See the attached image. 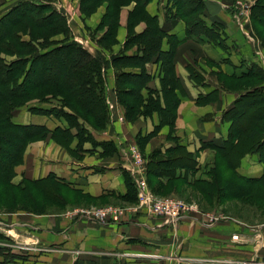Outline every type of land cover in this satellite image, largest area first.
I'll return each mask as SVG.
<instances>
[{
  "label": "trees",
  "instance_id": "obj_1",
  "mask_svg": "<svg viewBox=\"0 0 264 264\" xmlns=\"http://www.w3.org/2000/svg\"><path fill=\"white\" fill-rule=\"evenodd\" d=\"M150 1L94 0L86 15L94 12L99 4H107L106 13L96 29L102 30L103 33L99 39L94 40L96 46L105 50H110L116 43L121 8L135 2L128 18L124 50L135 47L136 51L132 55H125L121 51L119 55L110 54L109 58L98 51L92 53L89 48L72 38L64 15L47 2L36 4L33 1H20L0 17V145L4 142L12 147V152L4 149L8 150L10 155H2L0 158V171L3 174H11L15 166L21 163L25 144L36 135L32 133L34 131L32 126L15 125L11 120L15 110L26 106L33 99L45 102L43 101L45 99L49 101L57 98L62 106L71 111L57 112L55 115L62 118L67 127L57 126L47 133H51L53 141L74 155L71 152L73 149H70L73 138L78 141L74 149L76 153L83 142L91 141L93 146L97 145L84 124L96 129H105L109 123L104 88L107 71L110 68L114 70L117 101L124 106L128 121L135 120L141 112L140 107L143 104L141 92L144 89L149 91L148 83L152 77L146 71L147 64L159 65L163 77L161 80L163 94L168 95L177 90L184 92L185 98L188 97L186 88L175 74L174 50L180 42L175 35H170L172 26L176 20L182 21L185 24L187 38L214 43L220 42V27L206 28L202 20L204 3L201 0H168L167 4L171 8L165 13V22L160 25L158 16L149 15L147 12L146 7ZM88 2L91 0H81L82 5ZM260 19H264V0H257L250 9L251 24L254 21L264 27V21L260 23ZM142 20L147 24L146 29L142 33H135L134 27ZM255 30L253 29L254 32ZM255 34L258 35L256 32ZM57 36L62 37L55 39ZM165 39L170 47L168 51L163 52L161 46ZM261 46L264 50V41ZM59 57L63 58V65L57 66L53 76L51 78L41 76L49 69L47 62L50 61L48 64L52 65ZM189 74L191 81L200 86L202 80L200 81L198 74L193 70H190ZM236 80L248 81L250 84L238 90L239 94L235 101L222 113V118L231 123L228 137L223 140L203 141L200 150L212 149L217 152L207 173L211 178L207 179L206 183L207 188L212 184L214 188L212 190L216 191L217 198L220 195L227 201L237 199L257 203L264 197V179L260 182L246 179L243 184V180L240 179L237 183L238 176L234 172L238 161L246 154L258 153L264 164V76L262 70L255 64L250 67L241 65L232 82ZM213 101L210 95L199 94L195 102L200 106L204 102ZM91 103H95V106ZM241 106L244 108L242 111L239 110ZM253 106H257L253 113L245 112V109ZM165 111H159L160 124L172 129L176 115ZM246 114L250 115V122L247 121L251 123L249 132L239 127ZM79 120L85 123L82 124ZM150 136L142 138L141 143L146 144ZM245 136L252 141L248 151L241 148L248 146L247 143H242ZM107 145L111 147L112 144L107 142ZM2 150L0 148V151ZM233 151L240 154L236 163L230 161ZM196 154L188 152L179 143L166 149L164 153L153 152L149 157L151 163H148L147 167V174L153 173V181L156 183V188L152 186V189L159 195L170 185L172 187L184 185L195 188L205 195L207 190L198 188L200 185L203 186L202 181L200 179L191 181L195 169L198 168ZM224 171L233 175L234 179L229 177L220 181L218 175ZM123 177L127 191L118 197L125 199H130L133 195L135 197L134 180L127 172L123 173ZM44 182H50L57 188L63 186V182L56 180L54 176L34 183L42 189L41 183ZM231 182L233 187H228V183ZM244 184L248 185V189ZM230 190L231 194L226 195ZM3 257L0 264H7V258L15 262L18 255L5 253Z\"/></svg>",
  "mask_w": 264,
  "mask_h": 264
},
{
  "label": "crops",
  "instance_id": "obj_2",
  "mask_svg": "<svg viewBox=\"0 0 264 264\" xmlns=\"http://www.w3.org/2000/svg\"><path fill=\"white\" fill-rule=\"evenodd\" d=\"M201 1L204 3L202 20L205 25L208 27L219 26L220 30L224 31L223 33L219 30V43L201 42L194 38H187L185 24L179 20H176L172 31H170V35H175L180 42L174 50L175 74L184 84L188 94L186 99L181 100L178 108L175 123L176 135L181 140V146L185 147L188 152L202 151L199 152L200 157L197 159L199 165L205 164L208 160L206 159L208 156V152H205L206 149L200 150L202 140H223L228 137L231 123L222 118V113L232 105L239 93L228 89L225 82L234 85L247 82L237 80L232 82L234 74L241 65L250 67L255 64L262 70L264 76V52L262 55L258 51L260 47H258V39L254 38H257L255 32L252 30L248 36H252L258 46L249 47L245 44L252 41V38H249L247 33L244 35L238 29V26L241 28L240 23L244 22V26H246V21L249 20L248 13H238L241 20L234 9L235 4L251 6L257 0ZM164 2L167 0H151L146 7L149 15L158 16L160 25H163L166 17L159 10ZM132 8L133 5L121 10L120 27L117 33L119 45L114 48L115 52L125 40L128 13ZM98 11L97 15L91 17L95 22H99L104 7ZM144 28H146V24L141 23L137 26L136 31L141 32ZM83 39L89 45L87 38ZM91 46H89L90 49L93 48ZM96 47L94 46V48ZM169 47L167 39H165L161 50L166 52ZM191 67L201 73L209 87L196 86L191 81L189 77ZM153 69L157 74L156 67ZM109 80H112V76ZM216 83L218 84L216 87L221 89L217 104L205 107L196 106L194 100L198 95H206L216 88L214 87ZM21 118L22 116L16 115L14 121L19 124H27V121L49 123L44 117L30 116V114L23 122L18 121ZM153 121L154 125L158 124L157 115L154 116ZM153 121H138L133 125L114 123L113 130H106L107 132L103 133L105 138L99 140H115L120 148L121 144L125 147V141L132 140L138 132H150ZM54 126L52 123L48 128L53 129ZM160 130L158 136L165 139L169 127L164 126ZM34 146L32 150L36 148V158L25 157L24 177L26 178L40 180L54 176L60 182L65 180L71 183H63L61 188L64 190L78 192L80 195L96 200L102 196L115 198L124 195L127 191L124 177L120 171L121 169L132 173V163L123 160V156L128 155L126 152H123V156L121 155L119 159L115 157L101 159L97 157L99 151L97 149L93 154H86L83 160L74 161L53 142H39ZM151 146L153 144L146 147V154L151 152ZM84 148L90 149L91 146L87 144ZM158 148L164 147L160 146L154 149ZM166 149L164 148L163 151ZM235 171L240 177L247 180L260 182L264 179V164L258 153L243 156L238 161ZM20 178H22L21 173L18 175V179ZM240 179L237 183L240 182ZM192 213L194 214V212ZM61 217V214L45 216L52 220L45 222V225L39 228L48 235V238L42 240V243L48 247L52 246L53 250L40 254L34 264H254L253 262L256 261H264V223L248 225L231 218L232 221H224L206 228L199 227L196 223L193 224L189 221L191 218L186 217L177 227H167L166 229L163 228L164 226L159 227V223L150 221L145 214L138 215L132 220H126L121 225L110 224L108 226L100 225L97 222V224L94 223L95 225L88 223L70 225L62 221ZM191 224L194 227L190 226ZM19 226L21 225L17 224V227ZM242 226L247 230L242 231ZM29 228L32 229L31 226ZM15 231L19 233L17 229ZM70 232L76 235L73 240L66 236ZM167 236H169L170 242H162ZM31 242L35 243L33 240ZM163 243L176 245L173 253L165 256L160 255L161 249L164 247ZM145 250L153 253L148 254L149 256H142L145 255Z\"/></svg>",
  "mask_w": 264,
  "mask_h": 264
},
{
  "label": "rangeland",
  "instance_id": "obj_3",
  "mask_svg": "<svg viewBox=\"0 0 264 264\" xmlns=\"http://www.w3.org/2000/svg\"><path fill=\"white\" fill-rule=\"evenodd\" d=\"M20 1H26V0H0V17L6 13L12 6H14L17 2ZM27 1H33L36 4H50L52 7L58 9L65 17L66 24L69 29V33L71 34V37L74 38L78 43L83 45L86 48H89V46H93L92 49L89 48V50L93 53L95 51H98L102 55H104L106 58H109L110 54L113 55H119V53L122 51L125 55H132L136 51L135 47L127 50H124V45L126 41H123L122 44H120V47L115 52L114 48L119 45V41L117 39V33L119 26L116 33V43L113 44L110 48V50H105L101 48L100 46H96L94 43V40L96 41L99 39V37L102 35V30L96 31L103 15L106 13L107 4H99V6L96 8L94 12L91 14L86 15V13L89 12L90 7L94 0H91V2H88L84 5H82L81 0H27ZM168 1V0H167ZM249 3V2H247ZM255 4V3H254ZM133 5V8L135 6V2H131L129 5L125 7H129ZM148 5V4H147ZM234 9H236L238 15V18L241 19V16L238 14H244L248 13V19L246 21V26H244V22L240 23V26H238V29L241 33L244 35L247 33V36L250 35V32L252 30L256 29L255 32L258 34L257 38L252 36H248L249 38H252V41H249L247 46L249 47H260L258 48V51L261 52L263 55L264 50L262 49L261 43L264 41V27L262 25H259L257 22H252L250 20V9L253 5H234ZM237 6V7H236ZM104 7V12L99 20L95 22L94 19L91 17L93 15H97L99 13V9ZM125 7H122L121 10ZM132 8V10H133ZM171 7L167 2H164V4L160 7V12H163L164 14L169 11ZM120 10V13H121ZM131 10V11H132ZM130 11V12H131ZM128 13V18L129 14ZM119 13V17H120ZM236 18V17H235ZM237 19V18H236ZM235 19V20H236ZM242 20V19H241ZM257 20V19H256ZM237 21V20H236ZM250 21V23H249ZM264 19H260L259 22H263ZM92 23V24H91ZM128 23V19H127ZM145 23V21H140L138 24L134 27L135 33H142L146 28H144L141 32H137L136 28L139 24ZM243 25V26H242ZM264 25V24H263ZM206 28H208L207 25H205ZM253 26V27H252ZM147 27V24H146ZM247 30V31H246ZM224 33L223 30H220ZM126 36H127V25H126ZM62 36H57L55 39H60ZM87 38V42H89V45L86 44L85 39ZM247 39V38H246ZM248 41V40H247ZM253 43V44H252ZM244 45V46H245ZM257 45V46H256ZM91 46V47H92ZM257 51V48L255 49ZM260 56V55H259ZM49 65L48 71L43 72L41 76L44 77H52L55 70L57 69L58 65H63V58L59 57L54 61L52 65ZM149 65V66H148ZM156 67V71L154 72V69ZM146 71L149 73L152 77L150 82L148 83L149 91L144 89L141 92V100L143 102L142 106L140 107V113L137 115L135 120L128 121L126 119V111L124 106L118 103L116 93L114 90L115 81H114V70L110 68L107 71V77H106V83L104 88V98L107 106L108 111V120L109 123H107L105 129H96L92 128L87 124H84L85 122L80 121V123L84 124L87 128V131L89 132L90 137L97 145H92L91 141L83 142L81 145L80 150L78 149L77 153L74 149L77 147V139L73 138L70 149H73L71 152L74 155H71L66 148H64L62 145L57 144L55 141L52 140L51 133H47L48 130H53L55 127H67V123L62 118L55 117L57 112H68L71 113L66 107L62 106L59 99H54L48 101V99H45L40 102L37 99H33L30 102L27 103L26 106L21 107L13 113L12 116V122L15 125H28L32 126L33 128V134H36L34 138L30 141H28L25 144L24 150H23V157L21 163L15 166L14 170L11 174L6 175L3 174V172L0 171V262L3 261L4 257L3 255L5 253L13 254L16 256L18 255V258L14 261H9L7 258L6 263L7 264H34L35 261H37V257L40 256V254L47 253L48 251L53 250L52 246L48 247L45 243H42V240H45L48 238V235L46 232H43L40 227L45 225V222L52 220V218H45V216L50 215H60L63 219L62 221L69 223L70 225H78L79 223H88L91 225H95L99 223L103 226H108L110 224L114 225H121L122 222L132 220L134 217H137L138 215L145 214L147 217H149L150 221H153L155 223H159V227L166 228H175L178 224L183 222L186 217H190V222H193V224L199 225V227H212V225H216L218 223H223L224 221H232L231 218L235 219L238 222L247 223L248 225H254V224H261L264 223V197L261 199L260 202H249V201H243V200H231L227 201L224 198L219 197L217 198V194L212 184L209 188H207L206 183L208 182L207 179H210L209 175L207 173L209 172L208 169L210 168V163L212 162L213 158L217 156V152L212 149H206L205 152H208V156L206 159L205 164H200L197 166L198 168L195 169V174H193V177L191 178V181H195L196 179H200L202 181V185L198 186L199 189L207 190V192L204 194H201L197 189L190 188L184 185H177V186H168L165 190H162V192L158 195L152 188L154 186L156 188V183L153 181V173L147 174V167L149 163V157L150 155L155 151H162L164 153V148L168 149L173 147L176 144H180L181 140L176 135V127L175 123L177 120V112L178 108L182 101L179 102L178 99H186L184 95V92L181 93L180 91H174L170 92L168 95H165L161 91V80H162V74L160 72V67L157 64H147L146 65ZM190 70H193L195 74H198L200 77L201 87L207 88L209 87V84L204 81V78L202 77L201 73L198 71H195L192 67ZM153 75V76H152ZM112 76V80H109ZM156 82V84H154ZM203 83V84H202ZM243 85H234L229 84L225 82V86L232 90V91H238L242 87H244L247 84H250V82H243ZM184 85V84H183ZM218 86L216 85L214 87ZM220 88H214L212 91L207 93L206 95H210V97L214 100L211 102H204L200 107H205L207 105L217 104L216 100L218 98V95L220 93ZM244 91V90H243ZM242 91V92H243ZM152 100V101H151ZM196 99L194 100V104L196 106H199L196 104ZM179 102V104H178ZM92 104V103H91ZM93 103L92 105H94ZM245 105V103H244ZM228 108V107H227ZM226 108V109H227ZM255 108L257 106H253L251 108L245 109V112L253 113L255 111ZM30 109H33L30 110ZM158 111H157V110ZM244 108L241 106L239 107V110L242 111ZM166 110L165 112H169L174 114L175 121L174 126L172 129L169 128L168 135L163 139V137L158 136L160 134V129L164 126H161L160 124V112ZM160 111V112H159ZM53 112V113H52ZM28 113V114H27ZM30 114V116L35 117H44L46 118L49 123H32V122H26L27 124H19L14 121V117L16 115L22 116L21 119L18 121H25L26 117ZM157 115L158 118V124L154 125V116ZM168 119L167 116H164ZM250 115L246 114L243 116V121L241 123V126L239 125L240 129H243V131L249 132V126L251 123H249ZM37 119V118H35ZM41 120V119H40ZM202 120V119H201ZM138 121H153L151 131L150 132H138L132 140H126L125 141V147L122 146L121 148L115 140L106 139V140H99L105 138L103 136V133H106L108 129L113 130L112 126L114 123H118L120 125L124 124H135ZM247 121H249L247 123ZM52 123L55 125L53 129H49L48 126L52 125ZM247 123V124H245ZM111 126V127H110ZM168 128V126H167ZM43 129L44 131H41ZM74 133V130H72ZM152 133H154L152 136H150ZM96 136V138H95ZM150 136L149 140L146 142V144L143 145L141 143L142 138H146ZM102 137V138H101ZM61 138V137H60ZM156 138V139H155ZM64 139V138H61ZM97 139V140H96ZM200 143V148L202 147V142ZM39 142H53L57 146H59L69 157L74 161H81L85 157L86 154H93L94 150H99L97 153V157L101 159H108V158H120L123 152H126L128 155L125 157H128L129 159L125 158L123 155V160L131 162L132 164H135V156H138L140 159V167L136 174L129 173V175L132 177L135 183L136 192L135 197L134 195L130 197V199L125 198H119L116 196L115 198H104L105 196L100 197L99 199H92L90 197H85V195H80L78 192L74 191H67L63 188H57L50 182H44L41 183L43 188H38L34 182L36 181H44L45 179L40 180H34L31 178L24 177L25 174V157H35L36 158V148L34 150L33 147H35V144H38ZM107 142H111V147L107 145ZM106 143V144H105ZM242 143H247V147H241L244 151H248L250 148L249 144L252 143L250 139H248L246 136L243 137ZM90 145V149H85L84 147L86 145ZM153 144L151 146V152L149 154L145 153V149L148 145ZM181 145V144H180ZM164 147V148H158L154 149L156 147ZM88 147V146H87ZM0 148L3 150L0 151V158L2 155L7 156L10 155V152L5 151L4 149H9L12 152V147H9L4 142L1 143ZM31 149V150H29ZM75 151V152H74ZM166 151V150H165ZM202 152V151H199ZM199 152H197L196 159L200 157ZM231 160L232 162L237 161V157L240 155L238 154V151L231 153ZM249 154H246V156ZM25 163V164H24ZM151 163V162H150ZM149 163V164H150ZM121 175L123 176V173L126 170H121ZM21 173L22 178L18 179V175ZM234 174L238 176V180L241 178L242 184L244 183V180L246 178L240 177L238 172L235 171ZM220 181L227 180L229 177L231 179H234L233 175H230V173L224 171L219 173L218 175ZM137 179L139 181L143 180L145 182L146 188L149 191V193L155 197V198H172L176 199L177 201L181 202L184 206L189 208V211L187 212V215L185 218L181 219L180 221H177L175 223H168L166 219L162 217H154L150 215V210L146 209L144 207H140L138 205L139 197H138V191H137V185L136 181ZM61 180V179H60ZM63 183H69L65 180H61ZM150 183V184H149ZM71 184V183H69ZM40 185V186H41ZM246 185V189H248V185ZM228 187H233L232 182L228 183ZM205 188V189H204ZM212 190V191H211ZM230 190L227 192L226 195L231 194ZM204 196L206 198H204ZM218 208V209H217ZM107 210V217L106 220L103 223L98 222L97 220L91 218L86 212L89 211H98V210ZM82 212H85L82 214ZM191 212V213H190ZM194 212V214L192 213ZM204 212H210V213H204ZM202 213V214H201ZM198 214V215H197ZM201 214V215H199ZM198 216V218H196ZM58 219V218H54ZM158 220V221H157ZM148 221V220H147ZM97 222V223H96ZM95 223V224H94ZM17 224L21 225L17 227ZM191 224L190 226H193ZM80 225V224H79ZM29 226L32 227V229L29 228ZM208 226V227H207ZM194 227V226H193ZM19 233H17L15 230ZM242 231H245V229L242 226ZM200 231V230H199ZM215 233V232H214ZM68 238L73 240V237H76V235L73 232H70L66 234ZM79 237V235H78ZM38 239V240H37ZM35 241V243L32 244L31 241ZM178 241V239H176ZM175 241V240H174ZM162 242H170L169 236H167L165 239L162 240ZM164 247H162V251L160 255H169V253H173L175 246L171 245V243L166 244L163 243ZM180 247V246H178ZM153 252L145 250L144 254L142 256H149L148 254H152ZM27 259V260H26ZM254 264H264V261H256L253 262ZM43 264V263H38Z\"/></svg>",
  "mask_w": 264,
  "mask_h": 264
},
{
  "label": "built area",
  "instance_id": "obj_4",
  "mask_svg": "<svg viewBox=\"0 0 264 264\" xmlns=\"http://www.w3.org/2000/svg\"><path fill=\"white\" fill-rule=\"evenodd\" d=\"M135 164H132L131 171L136 174L140 167V159L135 156ZM137 191L140 207H144L150 210V215L154 217H162L170 224L180 221L185 218L189 208L184 206L181 202L172 198H155L153 197L146 188L143 180L136 181ZM107 210L89 211L86 212L91 218L103 223L107 217ZM85 212H82L84 214Z\"/></svg>",
  "mask_w": 264,
  "mask_h": 264
}]
</instances>
